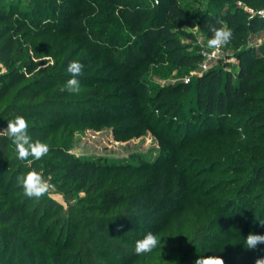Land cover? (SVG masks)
Returning a JSON list of instances; mask_svg holds the SVG:
<instances>
[{"label":"trees","instance_id":"trees-1","mask_svg":"<svg viewBox=\"0 0 264 264\" xmlns=\"http://www.w3.org/2000/svg\"><path fill=\"white\" fill-rule=\"evenodd\" d=\"M14 1L0 0V61L8 65L21 60L18 40L27 35L26 30L22 31L23 28L35 27L39 35H44L46 28H57L54 40L62 42V47L58 50L60 53L57 54L56 51L53 53L56 58L53 68L37 74L34 80L22 86L16 93V102L12 106L14 117L30 115L27 112L34 109L42 92L51 86H56L59 95H83V89L93 86L92 82H88L86 74L78 77L81 85V91L78 94L61 92L60 88L66 84L67 80L58 83L55 80L59 77L71 78L65 68L69 62L76 59L75 57H77L76 61L84 65L83 72H91L94 69L95 60L99 58V55L104 54L102 67H114V70L115 68L123 69V78L128 79L127 84L130 83L135 87L133 97L142 93L140 95L143 96L136 98L137 102L154 101L155 99L161 101L157 109L165 108L166 110H164L163 116L157 117L156 124L166 123L165 125L169 127L175 123L179 125V128L174 130L171 136V141L178 150L195 152L196 148L192 144L195 140H200L201 144L213 148L215 144L212 140H207L208 137H216L223 143L234 142L231 137L243 140L237 146L238 152L231 154L229 149L222 152L218 146L220 149H213L204 161L208 164L211 163L207 168V171L211 173L220 171L227 173L231 170L235 173L247 171L248 177L239 190L234 191V194L240 195V190L245 192L254 185L261 191L256 198L258 202L255 205L247 195L233 197L224 205L219 201H210L207 204L210 209L209 219H204L197 228L193 226L188 228V233L191 236L189 243L192 244L193 249V254L189 255V264H194L196 259L201 256H220L225 261L222 247L228 244L233 235L222 232V235L226 236L224 239L227 242H220V246L215 245L206 250L197 246L204 237L215 239L216 237L208 232L221 224L233 226L237 233L264 234V42L253 43L252 41L254 33L264 31L263 19H250L248 13L238 7V0H207V8L201 11L193 10V12L182 5L181 2L186 0H159L157 5L153 3V0H57V4L53 7L57 15L52 14L51 8L37 6L30 10L20 7L15 15L16 2ZM243 1L254 7H264V0ZM194 3L198 4L199 2L196 0ZM36 13H39L40 16L35 17ZM29 17L31 21L28 20ZM224 24L233 33L232 39L227 45L232 48L238 59L235 71L223 66L215 67L189 83L179 81L158 88L151 96L145 95L152 87L146 78L151 65L154 68L168 65L172 70L180 71L185 68L186 71H189L190 68L197 66L202 59L199 45L196 47V51L186 52L189 46L183 44L182 40L192 37L187 28L198 27L207 42L212 36L208 26L221 27ZM30 48L33 55H36V45H31ZM65 51H67L66 54H64ZM27 66L28 71H31L32 62ZM6 77L8 79H5ZM89 77L90 80L93 79L91 75ZM24 78L25 75L18 71H12L11 74L0 78V101L9 95L11 88ZM215 84L218 89L214 86ZM191 87L196 88L197 94L192 97L190 102L186 103L187 97L182 96V99L180 97L191 91ZM62 101L63 99L53 100L52 109L58 111V103ZM168 115L170 117L167 120ZM230 116L233 117L230 118ZM214 119L218 120L217 127L213 124ZM228 121L230 122L229 127L225 126ZM183 123L187 125V131L181 135L180 143L177 144L176 139L181 134L179 129ZM197 125H205L200 130L205 132L203 138H200L194 131ZM40 133L33 131L30 134L32 141L44 142L47 135L43 136ZM10 139L7 135H0V159L5 161L11 156ZM49 149L51 153L63 158L71 166L72 172L69 177L75 180L79 179L78 183L80 184L77 187L89 195L88 202L94 205L92 210L100 209L108 213L107 218H103L101 215H89L90 208L88 207H74V210L69 212L71 214L68 213V216H64L66 222L70 219L72 221L71 239L73 241L70 242L72 246L77 244L75 242L77 231L80 225L85 222L88 223L94 241H97L100 236L119 237L121 234L110 227V223L125 225L129 230L133 228L131 223L134 221L140 223V219L154 225L152 217L158 216L157 214L161 213L165 206L174 203L170 200V196L174 197L176 194L186 196L197 193L194 188L195 182L191 178L192 172L187 171L191 167L182 168L183 164L189 162L195 164L197 160L192 162L186 154H176L174 156L176 162L170 165L161 162V166L170 167L157 183L156 177L134 174L140 170L146 173L145 169L139 168L140 165L137 167L108 162L105 164L80 162L71 159L62 146L51 145ZM227 161L231 163L232 167L225 170L222 167ZM6 163L9 169L13 166L16 169L18 166L19 173L25 170L17 158L12 160V164ZM175 165L176 167H174ZM132 168L136 171L128 170ZM220 168L221 170H218ZM146 177L148 179H144ZM166 182L167 189L162 191ZM168 189L169 191L165 194ZM154 190L156 191L154 192ZM161 193L165 196H158ZM179 197L181 198V196ZM190 200L193 199L190 198ZM49 203L52 208H56V211L62 208L60 203L55 200L49 199ZM191 205H195L194 201L191 202ZM14 210L17 214L29 217L25 208H15ZM246 214L249 215L247 229L241 225L242 221L247 219ZM255 216L258 218V228L252 230L251 223ZM11 217H14V214L10 216V220ZM259 217L262 221L259 220ZM183 218L184 216H181V221ZM31 219L34 222L37 220L36 216ZM169 224L167 222L165 226ZM140 230L139 227L136 228L135 235H138ZM148 232L156 233L151 228L147 230ZM18 237L14 231H8L2 238L0 263L39 264L36 262L37 258L44 252L38 251L28 241L23 245L24 250L28 253H25V256L23 254L24 257L21 258L26 261L15 262L16 260H13L18 253L15 248V244L19 240ZM111 242L117 245L115 240ZM9 247L12 248L10 253H8ZM116 249L119 251L121 247L116 246ZM262 249L264 248L260 245L255 250L260 252ZM123 250L124 253L127 252L126 249ZM9 255H12L10 262L7 261ZM81 259L79 262H83ZM45 261L47 259H44L40 264H47ZM241 262L248 264L245 259ZM229 264H237V262L232 261Z\"/></svg>","mask_w":264,"mask_h":264},{"label":"rangeland","instance_id":"rangeland-1","mask_svg":"<svg viewBox=\"0 0 264 264\" xmlns=\"http://www.w3.org/2000/svg\"><path fill=\"white\" fill-rule=\"evenodd\" d=\"M197 1L199 2L198 4L194 3L196 0H186L181 3L191 9V12L207 8V0ZM14 2H16L15 15L20 7L30 10L35 8V6L39 8L46 7V9L51 8L52 14L55 13L57 15L53 8L57 4V0H15ZM39 16V13L35 14V17ZM28 20L31 21V18L29 17ZM56 29L46 28L45 34L39 35L35 27L23 28L22 31L26 30L27 35L20 37L18 40L21 60L8 65L0 61V78L11 74L12 71H18L25 75V78L20 83L15 84L11 88V93L0 101V131L7 127L9 120L15 118L12 106L16 102V93L22 86L34 80L37 74L53 68L56 60L53 53L56 51L59 54L60 51L58 50L62 47L61 41L54 40ZM187 30L192 37H186L182 40L183 44L189 46L186 52L196 51L198 45L201 48L200 51L205 47L208 48L205 36L198 27L187 28ZM67 36H70V34H67ZM252 41L253 43L264 42V31L261 30L254 33ZM31 45H36V55H33V52L30 51ZM226 54L225 59H217V61L212 62L210 69L223 66L235 71L238 59L229 45H227ZM75 58L74 60H77V57ZM104 58V54L99 55V58L95 60L93 71L83 72V74H86L88 82L93 84V86L83 89V95H59L60 93L56 91V86L48 87L42 92L41 97L37 100V105L34 109L27 112L30 115L23 116L29 123L28 135L30 136L33 131L41 132L40 134L43 136L47 135L44 143L49 148L51 145L55 147L62 146L66 149L65 151L70 155L71 159L80 162L102 164L108 162L111 164L135 165L137 167L140 165L141 167L139 168L145 169L146 173L141 170L138 172L134 168L128 170L136 171L134 174L137 176L146 174L147 177H156L157 183L163 173L170 167L167 165L161 166V162H166L170 165L176 162V158H174L176 154H186L191 158L192 162L197 160L195 164L189 162L182 165L184 169L187 166L191 167L187 171L192 172L191 178L195 182L194 188L197 193L186 196L184 194H176L174 197L170 196V200L174 203L165 206L161 213L157 214L158 216L152 217L155 222L154 225H150L149 221L145 222L140 219V223L135 221L131 223L133 228L129 230L125 225L110 223V227L121 234L119 237H112L111 235L108 237L100 236L97 241H94L88 223L85 222V224L80 225L77 231V236L75 237L77 244L72 246L70 243L73 241L71 239L72 221L70 219L66 222L64 216H68V213L72 212L74 207H88L90 208L89 215H101L103 218H107L108 213L100 209L92 210L94 205L88 202L87 198L89 195L84 190L78 189L79 179L75 180L69 177L72 168L63 158L51 153L49 150L39 160L31 156L27 160H19L15 145L10 139L11 156L6 161L0 159V243L8 231H14L19 236V240L15 244L18 252L16 258H13V260H16L15 262L26 261L21 260V258L23 254L25 256V253H28L23 248L24 242L28 241L38 251L44 252L43 255L37 258L36 262H39V264L44 259H47L45 261L47 264H136L137 262L139 264H189V255L193 254V249L192 244L189 243L191 236L188 233V228L192 226L197 228L204 219H209L210 209L207 204L210 201H219L224 205L226 201L229 202L233 197L247 195L255 205L258 202L256 198H258L261 191L254 185L250 186L245 192L240 190V195L234 194V191H238L246 177H248L247 171L235 173L231 170L227 173L223 171L211 173L207 171L211 163L208 164V162L204 161L213 149L221 148L220 151L222 150V152L229 149L231 154L238 152L237 146L243 140L231 137L235 143H223L221 140H217L218 138L216 137H208L207 140H212L215 144L213 148L201 144L200 140H195L192 142L196 148L195 152L190 153L189 151L178 150L173 145L171 136L174 130L179 128V125L175 123L172 127H169L165 125L166 123L156 124L158 122L157 117L163 116L164 110H166L165 108L157 109L161 101L155 99L154 101L137 102L136 98L143 96L140 95L142 93H139L137 97H133L135 95V87L130 83L127 84L128 79L123 78V69L115 68L114 70V67H102ZM31 62L33 67L31 71H28L27 64ZM200 62L194 68H190L189 71H186L185 68L180 71L177 69L172 70L168 65L156 68L151 65L146 78L152 87L145 95L151 96L158 88L179 81L185 83H189L191 80L194 81L200 74L205 73L202 72ZM89 75L95 81L90 80ZM69 78L59 77L55 82H64ZM188 78L190 79L186 82ZM5 79H8V77ZM214 86L218 89L216 84ZM190 90L180 97V99L183 98L182 96L187 97L186 103L190 102L192 97L197 94L196 88L191 87ZM205 93L207 94V91ZM58 99H63V101L58 103L59 109L55 111L52 109V101ZM139 103L140 105H138ZM168 117L170 115L167 116V120ZM232 117L230 116V118ZM213 124L217 127L218 120L214 119ZM229 124L230 122L228 121L225 126L229 127ZM204 126L197 125L194 129L200 138L205 136V132L200 131ZM186 129L187 125L183 123L179 129L181 134L176 139L177 144L180 143L181 135L187 131ZM15 158L24 167L25 170L23 172L19 173L18 166L16 169H14V166L9 169L6 162L12 164V160ZM228 167L230 168L232 165L227 161L222 168L226 170ZM31 170L39 172L51 185L49 191L39 199L26 197L22 186L18 184V177ZM218 170H221V168ZM147 177L144 179H148ZM240 179L241 181H238ZM165 188L167 189V182L162 191ZM168 191L169 189L165 194ZM161 195L162 193L158 196ZM162 196L164 197L165 195L163 194ZM190 198L193 199L192 201H194L195 205H191L192 201ZM49 199L60 203L62 208L56 211V208L54 209L50 205ZM15 208H25V212L29 217L27 216L28 218H26L24 215L17 214L14 210ZM13 214L14 217H11L10 220V216ZM35 216L37 220L34 222L31 218ZM181 216H184L182 221L180 219ZM246 216L247 219L241 223L245 229L249 226L247 222L249 215L246 214ZM259 220L262 221L260 217ZM257 221V216L253 217L252 230L258 228ZM167 222L170 224L165 226ZM138 227L141 229L140 233L135 235L134 230ZM150 228L154 232L156 231L155 235L158 236L161 243L152 252L137 255L134 251L135 243L137 240L142 239ZM222 232L233 235L228 244L222 247V251L225 253L223 255L225 264H229L232 261H236L237 264H243L241 261H244V259L248 264H255L256 258L264 257V249L257 252L255 249L245 248V239L250 232L245 234L237 233L233 226L225 224H221L208 232L213 234L216 237L215 239L208 236L204 237L198 242L197 246H201L205 250L215 245L220 246V242H227L224 239L226 236L222 235ZM208 233L205 234L209 235ZM114 240L117 245L111 242ZM261 245L264 248V244ZM116 246L121 247V249L117 251ZM8 249V253H10L12 248L9 247ZM123 249H126L127 252L124 253ZM11 256L7 257L8 262L11 261ZM80 258H82L83 262H79Z\"/></svg>","mask_w":264,"mask_h":264},{"label":"clouds","instance_id":"clouds-1","mask_svg":"<svg viewBox=\"0 0 264 264\" xmlns=\"http://www.w3.org/2000/svg\"><path fill=\"white\" fill-rule=\"evenodd\" d=\"M212 36L207 41L209 49L218 51L222 46L228 44L233 36L232 30L226 26L216 27L209 25ZM84 65L79 61L73 60L67 65V72L71 78L60 88L61 92L67 91L72 94H78L81 91L79 76L83 75ZM29 123L23 116H16L9 120L7 127L0 131V135H7L15 145L17 158L27 160L30 156L34 159H41L49 152V146L41 141L33 142L28 135ZM18 184L22 186L24 195L29 198L39 199L43 197L50 189L51 185L36 170H31L18 177ZM161 243L157 235L148 232L142 239L135 243L134 251L137 255H143L152 252ZM264 244V234L249 233L245 239L246 249H256L258 245ZM195 264H225L220 256H201L196 259ZM255 264H264V257H258Z\"/></svg>","mask_w":264,"mask_h":264},{"label":"built area","instance_id":"built-area-1","mask_svg":"<svg viewBox=\"0 0 264 264\" xmlns=\"http://www.w3.org/2000/svg\"><path fill=\"white\" fill-rule=\"evenodd\" d=\"M159 0H153V3L155 5L159 4ZM238 7L242 8L245 10L249 18H260L264 20V7H254L251 5H248L246 2L243 0H238L237 1ZM227 44L222 46L218 51L209 49V48H203V50L200 51L202 60L200 62V66H202V72H206L210 69V65L212 62L217 61V59H225L227 54ZM201 75V74H200ZM188 78L186 82L189 80Z\"/></svg>","mask_w":264,"mask_h":264}]
</instances>
